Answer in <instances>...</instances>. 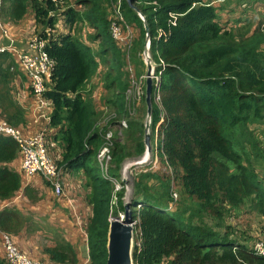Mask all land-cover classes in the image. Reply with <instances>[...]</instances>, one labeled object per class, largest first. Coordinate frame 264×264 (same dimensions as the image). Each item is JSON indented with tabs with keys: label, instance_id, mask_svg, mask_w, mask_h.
Segmentation results:
<instances>
[{
	"label": "trees",
	"instance_id": "1",
	"mask_svg": "<svg viewBox=\"0 0 264 264\" xmlns=\"http://www.w3.org/2000/svg\"><path fill=\"white\" fill-rule=\"evenodd\" d=\"M212 1L105 0L101 6L97 0H77L76 4L86 9L69 7L66 22L71 28L85 23L92 27L95 32L89 40L96 43L97 50L71 32L53 35L46 45L54 69L44 97L52 102L50 125L59 128L53 139L63 147L55 161L64 172L83 174V186L91 189L92 216L86 228L89 264L107 263L110 219L127 211L125 188L116 190L97 160L115 120L101 126L95 105L81 92L99 65L106 64L105 80L111 91L107 102L117 107L119 114H126L123 97L128 72L121 43L110 33L114 14L106 5L112 2L121 3L124 18L140 25L144 37L145 23L148 25L156 59L160 56L168 64L161 79L165 114L162 118L152 101L151 136L156 131L158 137L163 136L162 154L172 173L158 177L156 184L150 182L151 174H140L134 181L128 210L135 222V264H264V256L252 248L256 239L248 243L245 234L241 238L221 232L206 220L207 216L222 219L226 202L231 204L230 210L240 211L248 198L263 219L258 239L264 240V179L252 164L257 142L250 130V124H264V63L259 51L264 45V27L258 25L252 33L245 27L226 29L219 6ZM132 4L145 16V22ZM1 7L11 20L21 19L31 7L37 32L48 26L54 29L50 13L56 6L50 0H2ZM159 31L162 35L157 39ZM14 65L10 51L0 52V116L18 127L25 117L12 94ZM126 116V140L122 143L124 137L115 136L109 168L110 176L119 181L124 159L146 149L144 124ZM19 149L14 138L0 134V163L13 161ZM174 181L182 195L192 199L181 212L169 209ZM20 187V174L1 166L0 201L12 198ZM23 224L11 208L0 211V231L14 233ZM44 252L55 263L77 262L73 245L65 240L47 246ZM0 264L7 262L2 258Z\"/></svg>",
	"mask_w": 264,
	"mask_h": 264
},
{
	"label": "rangeland",
	"instance_id": "2",
	"mask_svg": "<svg viewBox=\"0 0 264 264\" xmlns=\"http://www.w3.org/2000/svg\"><path fill=\"white\" fill-rule=\"evenodd\" d=\"M76 1L77 0H64L63 9L67 7L76 8V5H77ZM97 1L100 3L101 6H103V3L105 2V0H97ZM255 2H258V3H255ZM229 3H231V7H230L229 12L227 13L228 18L230 14L233 13L234 10H237L239 13L243 10L247 13V17H248L247 19L244 20L245 26L241 25L242 27H239V25H237L239 23L237 19H239L240 17H233L234 19L231 21V23H233L232 26L235 24L237 25L238 28L245 27L244 30L250 29V32L252 31L254 32L259 24L258 21L260 20V18L264 16V9H263L264 0H234V1H230ZM254 5H257V6H254ZM247 6H250V7L247 9H244ZM116 8L121 9L120 2H112L111 4L106 5V9L109 13L115 14L114 11ZM254 12H257L256 18H253V16L255 15ZM1 17H2V21H0V25L8 30L6 25H4L2 10L0 13V19ZM250 20H252V22ZM254 24H256V27H254ZM57 28H59V25L55 27V29ZM60 28H63V27H60ZM83 28H84V25H81V24L77 25L78 31L81 32ZM91 32H92V35H91ZM94 32L95 31H93V29L88 28L87 31L83 30L80 33V36L78 37L81 38L82 41L86 43L87 40H89L88 36L92 39ZM121 37L123 40L126 41V43L124 42H120V43L123 45L122 52L124 54V58L126 62V67L124 68L128 72L127 74L128 86H131L133 82H136L139 87L144 82V81L140 82L139 80L142 78V76L146 74V70L148 69V67L145 65L143 61V51H144V47L146 43V36L144 37L143 31L140 25H137V23L135 22H129L126 19V21L122 23ZM259 51H260V58L262 62L264 63V45H261V47L259 48ZM107 68L108 66L106 64L99 65V67L94 71L91 78L85 83L84 87L82 88L81 90L82 94L85 97H88L92 100L97 110V113H98V118H99L98 120H100L101 123H106V121L110 117L117 115L115 120L118 118H125L127 119L128 126H129V119H128V116H126V115H129V117H135L144 124V133L146 134L145 125L147 123L146 115L148 116V107H147V103L145 101L144 96H142V98L139 101L138 100L133 101L132 99L127 98L125 94L126 91H125L123 98L126 102V105L128 103L129 106L127 105L126 114L124 115L119 114L118 112L119 109L107 102L111 98V91L107 87L108 80H105V71ZM14 86L15 84L13 82L11 85L12 94H13L14 99L17 101V103L27 112H30L31 110L32 112H35V113L39 112L40 114H37L38 117L42 116V119L45 120L44 123H46V125L43 127H47L48 129H50L51 126L48 124H49V121L51 120L52 108L43 107L41 109H36L34 106L22 105L18 98V94H17L18 92L17 91L14 92L15 91ZM142 90H143V93L146 91L145 85L143 86ZM152 109H153V104H152ZM150 117H152V115ZM3 118L4 117L0 116V119H3ZM117 127L119 126H115V128ZM124 129H123V133H124ZM250 130H252L255 136V140L257 142V149L254 152L257 154L253 156L252 164L258 172V176L261 179H264V124L262 123L250 124ZM52 132L49 131L48 141L55 143L54 140L52 141L55 133L52 135ZM121 138H123L122 143L125 142L126 140L125 133H124V136L122 134ZM241 139L244 140L243 137H241ZM152 141L153 140L150 139V143L152 146L151 152H149L148 147L145 145L146 149L143 152V154L127 156L120 165L121 175L125 174V178L123 179L124 181L120 184L121 187L116 190L125 188L124 200L126 202H130V200L132 199L133 192H134V181L140 174H151L153 179L150 182L153 184H156L158 177H160L161 175H165V174L171 175L172 173V168L169 165L165 167L166 163L162 157L161 158L164 161L165 165L160 164V162L158 163V160L155 159L153 156H151L152 152H153V155L155 154L154 152H158L159 154H162V150L160 148V145L158 144V141L156 139H154V142ZM113 146H114V141H113L112 147ZM246 146L248 147V149H250L249 144H247ZM61 147L62 145L59 142L54 145L50 143L49 152L54 160H56V158H60L59 153L61 154L63 150V147L62 148ZM146 154H148V156L145 159ZM142 158L144 159V162H142L143 161ZM137 163H140V164H137ZM245 164H248V163L245 161ZM112 165L113 163L110 164V166ZM67 173L68 172H65L66 188L69 187L70 183H72L73 180H75V185H74L76 188L75 193L77 194L78 197H82V201H84L85 196H88L90 194L88 192H90L91 189L85 188L82 183V188H80L81 190H79V178L80 180L82 179L80 175L72 174L70 178L69 177L70 174H68V177H67ZM67 179H69L68 180L69 183L67 182ZM158 180H160V178H158ZM172 190L177 192L178 199L174 203V207L171 209V212L173 211L181 212L184 208H187V206L192 203V199L190 197H187L186 194L182 195V192L180 191V188L176 181L172 182L171 191ZM230 206L231 204L226 202V204L224 205L225 210H224L222 219L213 218L212 216H207L206 220L211 224V226H213L215 229L221 232H230L234 236L238 235L241 238H244L243 234H245L246 238L248 237L247 239L248 243H251L254 239L259 240L258 234H259L260 224L263 222V219L258 214V212L255 210L257 208L251 203V201L248 198H245V206L240 211H236L233 209L230 210L229 209ZM15 212H17V209ZM90 215L91 214H89V211L86 210V215L83 217L84 218V228H87ZM122 215L124 216L123 212L121 213V216ZM187 216H188V213H185L183 215L184 218H186ZM50 217L51 216L47 212L44 213V216H39V214H35V216L32 218L28 217L29 218L28 225L25 223V225L28 226V229H27V232L24 233L25 235L28 236V240L20 239L19 237L15 238L12 233L6 232L7 234L10 235L11 238H13V240L19 246L20 250H23V251L26 250L27 255H29L30 257L34 259L40 260L41 262H44L46 264H54V262L50 261L47 255H44L45 254L44 249L47 246L54 247L55 245L63 242L62 235L59 234L60 232L51 231V228H57V226L55 225V223H51L49 221ZM217 222H221L220 223L221 225L217 226L216 225ZM21 223L22 222L17 223L16 225L18 226ZM82 225H83V222H82ZM227 226H231V228H227ZM84 228L82 229L84 230ZM63 237L65 238L64 235ZM57 238H60V240L56 241ZM84 238H86V236H84ZM76 261H78L77 254H76ZM89 261L86 264H89ZM70 264H73V263H70Z\"/></svg>",
	"mask_w": 264,
	"mask_h": 264
},
{
	"label": "built area",
	"instance_id": "3",
	"mask_svg": "<svg viewBox=\"0 0 264 264\" xmlns=\"http://www.w3.org/2000/svg\"><path fill=\"white\" fill-rule=\"evenodd\" d=\"M55 6L56 11L50 13L55 20V25H60L63 23L66 18V10L63 9L64 0H50ZM226 0H213L212 3L216 6H219L222 2ZM258 3V2H255ZM1 5L2 0H0V13H1ZM246 6V5H244ZM257 6V5H254ZM247 6L244 9L249 8ZM264 9V7H263ZM114 18L110 25V33L111 36L117 40L118 42H124L125 40L121 37L122 31V23L126 21L124 18L123 12L120 8L115 9ZM238 16L241 14L247 15L245 11L235 12ZM143 22H145V17L140 15ZM264 27V16L260 18ZM1 21V19H0ZM1 27L2 34L8 40L7 45L0 46V52H4L6 50L13 49L14 47V40L11 38L9 31L4 27ZM54 29L50 28L49 26L42 29L41 32H37L36 34L29 40V49L26 53H18V58L27 72L30 88L32 93L37 97V107L41 109L43 107H52V102L44 97L45 92L49 89V82L51 81V77L53 74L54 68V61L48 55L47 51L45 50L46 45L48 44L50 38L54 33ZM44 34H47L44 37ZM162 32L159 31L157 35V39L160 38ZM146 43L143 51V61L145 65L148 67L146 70V74L142 76L139 80L143 82L141 86L138 87L136 82H133L131 86H128L126 89V96L129 99L140 100L142 96H146V91L143 93V86L145 85L147 88V78L150 76L153 82L152 85V99L157 105L158 109L160 110V115L163 118L165 114V107L163 104V95L161 90V79L163 72L166 70L168 64L162 58L158 57L156 59L154 52L152 50V38L150 33L147 31L146 34ZM150 67V68H149ZM149 70V75H148ZM128 105V103H127ZM129 106V105H128ZM116 116L110 117L106 123H101V126H107L110 120H115ZM147 123L145 125L146 133H153L152 129V117L146 116ZM50 122V121H49ZM50 125V123H49ZM115 126H119L115 128ZM128 127V121L125 118H118L116 119L111 125H109V130L105 135V142L103 143L102 147L100 148L99 152L97 153V160L101 166L103 171V175L106 179H109L115 183L116 189L121 187V183L124 181L125 174H122V180L113 178L109 174L110 164L113 160L112 155V144L116 135L120 138L123 134V129ZM48 128H42L37 133L32 135L24 134L23 131L16 126L10 124L6 119H0V134L5 136L12 137L18 143L22 154V167L24 171L28 175H40L42 176L45 181L49 183L51 188L55 191L56 195H63L65 194V172L62 167H59L56 161L52 158L49 152V141H48ZM151 129V130H150ZM161 143L163 136L159 137ZM158 140V138H157ZM140 164V163H137ZM171 195L173 200L169 204V209L171 210L174 207V203L178 199V194L176 191L172 190ZM123 216V215H122ZM2 240H3V248L5 252L6 262L7 264H46L41 262L40 260L34 259L27 255L25 252L19 249V246L10 237L9 234L2 232ZM252 248L256 251V253L260 256H264V240L263 238H259L256 240L252 246Z\"/></svg>",
	"mask_w": 264,
	"mask_h": 264
},
{
	"label": "crops",
	"instance_id": "4",
	"mask_svg": "<svg viewBox=\"0 0 264 264\" xmlns=\"http://www.w3.org/2000/svg\"><path fill=\"white\" fill-rule=\"evenodd\" d=\"M230 1H234V0H227L222 2L221 4H219V9H218V12L221 16V21L223 22L225 28L230 29L231 27L234 26H235L234 28H238L237 25H239V27L245 26L244 20L248 18L247 15L241 14L240 16H238L235 12H233L230 14L228 18L227 13L229 12L231 7V3H229ZM76 8L84 9V10L86 9L85 6H80V5H76ZM254 14L255 15L253 16V18H256L257 12H254ZM233 17H240V18L237 19L239 23L237 25L234 24L232 26L233 23H231V21L234 19ZM1 21H2V17H1ZM3 21H4V25H6V27L8 28L11 38L14 40V47L13 49L9 50L13 54L15 59V65L12 68V72L13 73L15 72L12 81V83L14 82L15 84L14 92L16 91L18 92L17 93L18 98L22 105L34 106L36 109H38L37 108L38 99L32 93L27 72L23 68L18 58V53H26L28 51L29 40L36 34L37 24H36L34 11L31 9V7H29V11H27V13L21 19L18 20H11L10 17L8 16L6 17L3 15ZM228 21L229 23H227ZM250 21L252 22V20ZM261 21L262 20L258 21L259 22L258 25L260 26H262L260 23ZM75 27L76 26L71 28L70 25L66 22V18H65V21L63 23H60L59 28L55 29L54 33H56V35L68 34L72 31L73 34L77 33V35L80 36V33L83 30L87 31L88 28L93 29L92 27L88 26L87 23L84 24V28L81 32L78 31V29ZM254 27H256V24H254ZM7 43L8 40L5 38V36L2 35V31L0 29V46L7 45ZM86 44L93 47L94 51L97 50L96 43L87 40ZM121 46L123 47L122 44ZM0 110H2V108ZM37 114L40 113L32 112V110L30 112H27L24 109L25 122L18 126L23 131L24 134L32 135L37 133L42 128H47V127H43L46 125V123H44L45 120L42 119V116L38 117ZM47 130H48V134L49 131L50 132L53 131L52 135L55 133L54 134L55 136L58 134L57 132L59 128L51 126L50 129ZM53 140L54 139H52V141ZM58 141L59 140L57 139L55 143L49 142L48 146L50 145V143L54 145L58 143ZM154 153L155 154L153 155L152 152L151 156L157 159L158 163L160 162V164L165 165L166 160L164 156H162V154H159L158 152H154ZM161 157L164 159L165 163ZM1 166H7L8 168L20 174L21 187L15 193V195L9 200L0 201V211L3 210L4 208H12V212L16 214V217L17 218L20 217L22 221L27 225L29 218L34 217L35 214H39V216H44V213L47 212L51 216L49 218V221L51 223H55V225L57 226V228H51V231L60 232L59 234L62 235L63 242L65 240L67 242H70L71 245H73V248L75 249L78 258L76 264H86L90 259V253H89L87 234L85 231L86 228H84L83 217L86 215V210L89 211V214H91L90 217L92 216V206L89 202L88 196H85L84 201H82V197H78L77 194L75 193L76 192V188L74 186L75 180H73V182L70 183L69 187L67 188L65 183L64 196L56 195L55 191L51 188L49 183L45 181V179L42 176L40 175L31 176L24 171L22 167V154L20 149L17 158H15L13 161L8 163H0V167ZM68 174H70L69 177L71 178L72 174L74 173L68 172L67 177ZM78 174L82 179H85V176L83 174L80 173ZM82 179L80 180L79 178V190H81L80 188H82V183H83ZM65 180H66V176H65ZM68 180L69 179H67V182L69 183ZM16 209L17 212H15ZM27 225L23 224L20 228L17 229L16 232L12 233L14 237L15 238L19 237L20 239L28 240V236L24 234L27 232L28 229ZM82 228H84V230ZM1 233L2 231H0V259L4 258L6 260ZM63 235L65 236V238L63 237ZM83 235L86 236V238H84ZM58 240H60V238L56 239V241ZM23 252L26 253V250H24ZM44 255L47 254L45 253ZM54 264H62V263L54 262Z\"/></svg>",
	"mask_w": 264,
	"mask_h": 264
},
{
	"label": "water",
	"instance_id": "5",
	"mask_svg": "<svg viewBox=\"0 0 264 264\" xmlns=\"http://www.w3.org/2000/svg\"><path fill=\"white\" fill-rule=\"evenodd\" d=\"M130 1V0H129ZM132 7L137 10L140 15H143L140 10L132 4ZM145 28L149 31V27L145 24ZM150 68V67H149ZM149 75V70H148ZM152 79L147 78L146 88V103L148 107V117L152 115ZM151 136L145 134V145L150 152ZM127 211L124 216L111 218L107 232V263L106 264H135L134 248H135V222L129 217V202L125 203Z\"/></svg>",
	"mask_w": 264,
	"mask_h": 264
},
{
	"label": "clouds",
	"instance_id": "6",
	"mask_svg": "<svg viewBox=\"0 0 264 264\" xmlns=\"http://www.w3.org/2000/svg\"><path fill=\"white\" fill-rule=\"evenodd\" d=\"M145 101H146V96H145ZM152 101H153V99H152ZM52 110H53V108H52ZM147 116V115H146ZM50 123V122H49ZM153 124V123H152ZM153 128V127H152ZM110 129V128H109ZM153 131H154V129H153ZM146 132V131H145ZM147 134H149V133H147ZM153 133H151V135H152ZM150 135V134H149ZM150 135V136H151ZM155 137V138H154ZM154 137L153 136H151V140H153L152 142H154V139H156L157 140V138H158V144L160 145V148H161V150H162V143H161V141H160V139H159V137H158V133H157V131L155 132V135H154ZM151 150H152V146H151ZM151 150H150V152H151ZM121 177H122V175H121Z\"/></svg>",
	"mask_w": 264,
	"mask_h": 264
},
{
	"label": "bare ground",
	"instance_id": "7",
	"mask_svg": "<svg viewBox=\"0 0 264 264\" xmlns=\"http://www.w3.org/2000/svg\"><path fill=\"white\" fill-rule=\"evenodd\" d=\"M147 156H148V154H146V157H145V159L147 158ZM143 159V158H142ZM142 162H144V159H143V161Z\"/></svg>",
	"mask_w": 264,
	"mask_h": 264
}]
</instances>
